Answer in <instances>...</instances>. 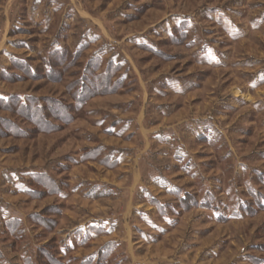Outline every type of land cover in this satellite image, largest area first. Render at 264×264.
Listing matches in <instances>:
<instances>
[{"label": "rangeland", "instance_id": "rangeland-1", "mask_svg": "<svg viewBox=\"0 0 264 264\" xmlns=\"http://www.w3.org/2000/svg\"><path fill=\"white\" fill-rule=\"evenodd\" d=\"M0 264H264V0H0Z\"/></svg>", "mask_w": 264, "mask_h": 264}]
</instances>
